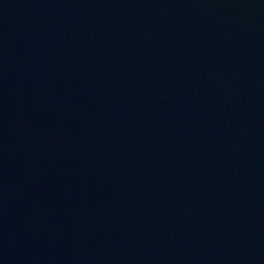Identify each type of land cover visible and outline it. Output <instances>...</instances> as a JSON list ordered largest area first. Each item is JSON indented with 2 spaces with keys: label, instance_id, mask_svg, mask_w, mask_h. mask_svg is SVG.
I'll return each instance as SVG.
<instances>
[{
  "label": "water",
  "instance_id": "water-1",
  "mask_svg": "<svg viewBox=\"0 0 264 264\" xmlns=\"http://www.w3.org/2000/svg\"><path fill=\"white\" fill-rule=\"evenodd\" d=\"M0 264H264V0H0Z\"/></svg>",
  "mask_w": 264,
  "mask_h": 264
}]
</instances>
